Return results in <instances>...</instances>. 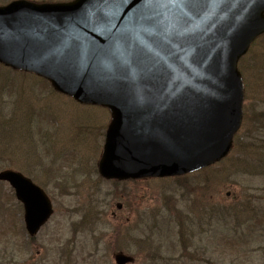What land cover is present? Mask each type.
<instances>
[{
  "label": "water",
  "instance_id": "water-1",
  "mask_svg": "<svg viewBox=\"0 0 264 264\" xmlns=\"http://www.w3.org/2000/svg\"><path fill=\"white\" fill-rule=\"evenodd\" d=\"M261 34L264 0H19L0 7V63L110 110L102 177L164 178L229 154L242 123L238 63ZM0 181L35 235L51 200L19 172L5 170Z\"/></svg>",
  "mask_w": 264,
  "mask_h": 264
},
{
  "label": "rangeland",
  "instance_id": "rangeland-1",
  "mask_svg": "<svg viewBox=\"0 0 264 264\" xmlns=\"http://www.w3.org/2000/svg\"><path fill=\"white\" fill-rule=\"evenodd\" d=\"M11 1L0 0V5ZM30 1L44 3L49 0ZM241 65L244 71L239 65L245 87V119L240 136L243 132L249 133L264 141V35L257 39ZM20 81L25 82L24 97L28 93L33 96L26 98L32 102V106H29L32 118L26 125L28 128H25L32 137V144L28 145L26 139L16 143V134L10 131L11 139L5 143L6 146L0 144V171L12 168L24 172L43 187L52 199L55 215L35 242L28 244L30 250L23 252L20 249L27 246L29 241L21 232L13 240L17 247L12 246L14 234L6 231L5 218L8 217L5 215L7 212H16L18 226L22 228L21 208L13 190L3 184L0 204V264H115L113 254L120 251L135 255V264H166L164 259L152 262L146 257L150 251L146 249L147 240L142 241L144 251L140 245H136V239L121 242V247L114 246V250L111 249L112 233L102 235L104 232L99 228L108 225L115 229L123 226L125 221L129 228L137 225L143 236H160L161 255L168 251L172 256L168 264H264V252L259 250L264 247L263 228L256 227L254 237L246 242L238 241L241 234L239 229L247 234L245 226L238 227L239 234L238 231L233 233L235 239L231 243L226 237L227 229H236L238 223L243 224L251 219L253 212H264V201L256 199L260 197L258 193H261L264 181L258 177H243V164H239L242 160H238L240 155L238 149L235 150L238 144L224 162L207 171L184 176L179 181L174 178L146 179L118 182L116 186L114 181L102 179L95 167L102 155L104 133L111 121L110 113L104 108L81 105L70 98L49 92L41 82L32 77L20 78ZM14 96L16 98V93ZM15 111L17 114L28 110L23 107ZM258 113L260 121L255 118ZM254 125H258V130L254 129ZM16 144L21 146L17 147ZM89 162L93 167L89 166ZM36 164L37 170H34ZM236 170L241 172V177ZM212 174H217L215 179ZM94 203L102 208L101 212L88 210ZM118 204L122 205L121 210H117ZM175 211L183 215L189 212L192 217L189 227H186L188 222L179 225L183 231L181 233H177L179 227L175 231V226L164 225L161 226V235L155 234L157 229L155 233L149 229L153 224L150 221L152 217L146 221L138 218L143 214L148 217L152 212L153 216L156 213L163 215ZM226 212L233 219L228 223L222 221V215ZM113 214L115 217H112ZM98 216H101L100 220ZM7 220L9 228L17 229L16 217L11 216ZM163 223L166 222L163 220ZM93 228L97 230L96 233ZM178 235L183 237L179 238ZM100 238L103 240L98 246L96 243ZM149 242L154 246L157 243L154 238ZM183 244H189V256L181 254ZM13 247L16 262L9 260L12 258ZM58 248L67 250V257L62 259ZM136 254L140 256L137 257Z\"/></svg>",
  "mask_w": 264,
  "mask_h": 264
},
{
  "label": "trees",
  "instance_id": "trees-1",
  "mask_svg": "<svg viewBox=\"0 0 264 264\" xmlns=\"http://www.w3.org/2000/svg\"><path fill=\"white\" fill-rule=\"evenodd\" d=\"M1 73V71H0ZM3 74V72H2ZM44 83L47 84L46 81L42 80ZM4 83V88L1 90L0 89V144H4V146H6V142L9 141L11 139V135H10V131H13L16 134V137L14 138L15 142H20L21 139H25L28 136V132L25 130V128L27 127L26 125L30 122L32 116L29 115V119L27 116V113H22V112H18L16 114V109L19 108H23V106L21 104H23L24 106L27 107L26 102H22V103H17L19 100L22 101V93L23 96L25 95L24 89L22 88H17L19 89V93H16V99L14 96V92H12V88H16L14 82H12V80H8L2 81V84ZM1 86V84H0ZM6 90H8L10 93L5 92ZM16 108V109H15ZM28 108V107H27ZM12 124H14V126L12 127ZM10 126V127H9ZM28 128V127H27ZM31 137V136H30ZM240 140H242V142H240ZM238 144V147H237ZM237 147V148H236ZM236 148V149H235ZM234 149L237 150L238 149V153L240 155V158L238 160H242V163H239L243 166V168L245 169L246 166L248 165H252L255 166L256 168H250L249 172H253L251 175L252 177H258L263 179L264 181V141H260L258 140L257 137L255 136H250L249 137V133H246L242 136H237L236 140H235V145H234ZM1 159V157H0ZM245 164V166H244ZM17 165V164H16ZM10 166V165H9ZM37 164L36 166H34V170H37ZM1 168V167H0ZM240 169V168H239ZM237 175L241 174V172L239 170H236ZM248 174V173H246ZM245 174V175H246ZM217 174H212V177L215 179ZM245 175L243 177H245ZM185 177H183L184 179ZM180 179H178L179 181ZM188 184V183H187ZM1 185V184H0ZM186 189H190L189 187H186ZM264 191V186L263 189ZM2 187L0 186V204L2 203ZM8 199V196L6 197ZM250 200V199H249ZM171 201V199H169V202ZM264 201V200H263ZM20 207V206H19ZM253 209V206H252ZM263 211V210H262ZM253 212V215L251 216V219L245 221L243 224H239L237 225L236 229H227L226 232L227 234V238L229 239L230 243L235 239V236H233V233H236L238 231V227H246L247 230V234L243 233V229H239L238 231V241H242V242H246L249 241V238L254 237V232L256 227H261L264 229V212ZM174 213V212H171ZM169 216H167L166 214L163 215H157L154 214L151 220H155L158 219V217L160 219H164V221L166 222V225H172V218H174L175 220V225L178 226V221L175 219V215L178 216L181 220L183 219L182 213L176 212L175 211V215L171 214ZM205 213V212H202ZM166 215V218H165ZM149 217V218H151ZM263 217V218H262ZM202 220V218H199V220ZM230 220L232 219V216L229 213H225L222 215V221H225V223H228ZM202 222V221H201ZM203 223V222H202ZM234 223V222H233ZM179 227V226H178ZM180 228V227H179ZM183 232L182 229L180 228L178 233ZM179 236V235H178ZM183 236H179V238H182ZM262 237L264 238V232L262 233ZM149 241H152L151 239L147 238ZM147 241L146 242V249L149 250L150 249V257L151 260H154L157 253H158V249H156L154 247V245H151V243ZM160 242V241H158ZM116 248H119V240H117L116 244H115ZM182 252H184V255H187L189 253V244H183L182 245ZM259 250L264 252V247H260ZM190 255V253L188 254V256ZM172 260V259H170ZM155 262V261H152Z\"/></svg>",
  "mask_w": 264,
  "mask_h": 264
}]
</instances>
